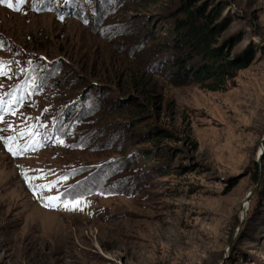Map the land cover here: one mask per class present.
<instances>
[{
  "label": "rangeland",
  "instance_id": "374dc122",
  "mask_svg": "<svg viewBox=\"0 0 264 264\" xmlns=\"http://www.w3.org/2000/svg\"><path fill=\"white\" fill-rule=\"evenodd\" d=\"M33 2L0 4V94L24 98L0 135L44 144L0 141V264H264V0ZM183 6L248 62L216 91L166 79ZM61 193L87 207L38 198Z\"/></svg>",
  "mask_w": 264,
  "mask_h": 264
},
{
  "label": "trees",
  "instance_id": "16d2710c",
  "mask_svg": "<svg viewBox=\"0 0 264 264\" xmlns=\"http://www.w3.org/2000/svg\"><path fill=\"white\" fill-rule=\"evenodd\" d=\"M181 11L185 20L178 29L179 40L173 42L177 56L172 57L165 68L166 79L173 86L196 83L216 91L235 71L247 68L248 62L231 59L227 50L215 49L214 39L219 30L211 27L213 14L206 15L201 11L194 14L185 6ZM160 137L165 138L166 133H161Z\"/></svg>",
  "mask_w": 264,
  "mask_h": 264
},
{
  "label": "snow or ice",
  "instance_id": "6c2138e0",
  "mask_svg": "<svg viewBox=\"0 0 264 264\" xmlns=\"http://www.w3.org/2000/svg\"><path fill=\"white\" fill-rule=\"evenodd\" d=\"M44 0H34L32 7L34 10L39 11L40 8L38 7L39 4H42ZM26 3V0H15V3H13V0H0V4L7 5L8 8L13 9L15 11H20L21 7ZM51 10V9H48ZM59 19L63 20L64 17L60 16ZM87 23V21H85ZM0 47H3V41L0 40ZM11 61H4L0 60V77H9V71L7 70V65L10 64ZM29 64L32 63V61H28ZM21 72H27L26 69H21ZM10 78V77H9ZM4 85L0 84V88H3ZM33 87H35V84H33ZM19 88V86H17ZM17 88H13L10 91H6L3 94H0V122L4 121V114L11 112L12 115H16V111L12 108L13 105H16L18 102L20 104H23L24 98L23 97H17L16 92ZM5 97H8V99H5ZM47 111V109H45ZM35 125H29L27 129H22L19 132L16 133V135H9L4 136L0 135V141L3 142L4 148L13 156H21L29 151L37 150L39 147H43V141L40 139H37L39 136V133L34 131ZM5 131H15L13 129V125L9 124L7 128H0V133H3ZM24 139L25 142L23 144L17 143V140ZM47 139H52V137H47ZM57 143L64 145V140L62 138H58ZM35 171L43 173V169H37ZM24 176L25 183L29 186L30 190H32L33 195H37L38 192L44 191V190H51L54 187L53 183L48 184H36L33 185L32 181L39 179L37 176L30 177L27 172L21 173ZM68 176H62L59 178V180H67ZM56 181V183L59 182ZM101 195H104V193H100ZM42 200L43 206L45 208L50 209H57V208H63L66 211H84L85 207H87V202L84 200L83 196H76L72 197L71 193H61L60 195H53V196H44V197H38Z\"/></svg>",
  "mask_w": 264,
  "mask_h": 264
},
{
  "label": "water",
  "instance_id": "95a60500",
  "mask_svg": "<svg viewBox=\"0 0 264 264\" xmlns=\"http://www.w3.org/2000/svg\"><path fill=\"white\" fill-rule=\"evenodd\" d=\"M242 211H243V208H242Z\"/></svg>",
  "mask_w": 264,
  "mask_h": 264
}]
</instances>
